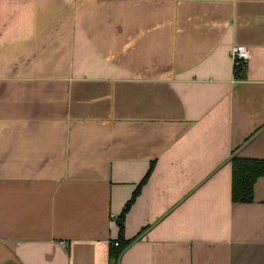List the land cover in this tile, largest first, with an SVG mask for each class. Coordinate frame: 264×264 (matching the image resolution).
Listing matches in <instances>:
<instances>
[{
	"label": "crops",
	"instance_id": "0c3cea01",
	"mask_svg": "<svg viewBox=\"0 0 264 264\" xmlns=\"http://www.w3.org/2000/svg\"><path fill=\"white\" fill-rule=\"evenodd\" d=\"M235 155L264 160V0H0V264H113L153 163L118 264H264Z\"/></svg>",
	"mask_w": 264,
	"mask_h": 264
},
{
	"label": "trees",
	"instance_id": "16d2710c",
	"mask_svg": "<svg viewBox=\"0 0 264 264\" xmlns=\"http://www.w3.org/2000/svg\"><path fill=\"white\" fill-rule=\"evenodd\" d=\"M248 63L240 62L234 66V76L237 80H245L247 77ZM232 201L236 204H250L254 202L255 186L260 178L264 176V160L247 159L235 155L232 160ZM154 170V163L151 165L149 172L144 180L134 192L132 199L126 204L123 212L118 218L119 238L116 247L112 250L111 260L113 264H118L123 252L132 244V242L140 237L150 227H146L135 238L131 240L125 239V221L126 216L136 199L141 194L142 188L148 182ZM116 244V243H115Z\"/></svg>",
	"mask_w": 264,
	"mask_h": 264
},
{
	"label": "built area",
	"instance_id": "2783aa9c",
	"mask_svg": "<svg viewBox=\"0 0 264 264\" xmlns=\"http://www.w3.org/2000/svg\"><path fill=\"white\" fill-rule=\"evenodd\" d=\"M231 55L235 64L248 63L251 59V50L245 45H235L231 50Z\"/></svg>",
	"mask_w": 264,
	"mask_h": 264
}]
</instances>
